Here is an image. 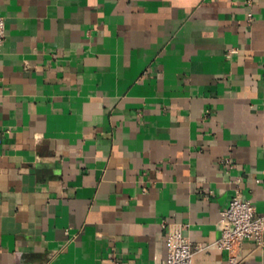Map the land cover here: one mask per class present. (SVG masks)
Wrapping results in <instances>:
<instances>
[{
  "label": "crops",
  "instance_id": "1",
  "mask_svg": "<svg viewBox=\"0 0 264 264\" xmlns=\"http://www.w3.org/2000/svg\"><path fill=\"white\" fill-rule=\"evenodd\" d=\"M249 14L251 16H249ZM0 264H163L264 222V0H0ZM238 264H264L245 239Z\"/></svg>",
  "mask_w": 264,
  "mask_h": 264
},
{
  "label": "built area",
  "instance_id": "2",
  "mask_svg": "<svg viewBox=\"0 0 264 264\" xmlns=\"http://www.w3.org/2000/svg\"><path fill=\"white\" fill-rule=\"evenodd\" d=\"M4 36V19L0 16V45ZM220 223L221 234L215 244L227 252V264H238L239 249L245 239H254L257 243L263 239V217L257 214L251 201L242 199L238 193L221 211ZM205 248L201 244L193 245L180 231H176L169 236L167 257L163 264H193V255Z\"/></svg>",
  "mask_w": 264,
  "mask_h": 264
}]
</instances>
